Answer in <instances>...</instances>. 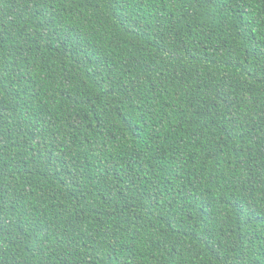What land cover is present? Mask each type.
I'll list each match as a JSON object with an SVG mask.
<instances>
[{
  "label": "trees",
  "instance_id": "trees-1",
  "mask_svg": "<svg viewBox=\"0 0 264 264\" xmlns=\"http://www.w3.org/2000/svg\"><path fill=\"white\" fill-rule=\"evenodd\" d=\"M0 264H264V0H0Z\"/></svg>",
  "mask_w": 264,
  "mask_h": 264
}]
</instances>
